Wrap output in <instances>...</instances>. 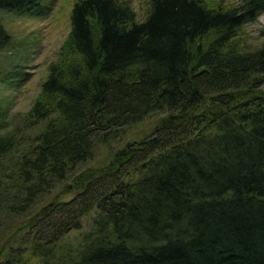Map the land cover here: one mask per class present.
<instances>
[{"label":"trees","instance_id":"1","mask_svg":"<svg viewBox=\"0 0 264 264\" xmlns=\"http://www.w3.org/2000/svg\"><path fill=\"white\" fill-rule=\"evenodd\" d=\"M44 1L0 0V51L1 12ZM262 11L147 0L138 18L129 0H74L37 94L3 130L0 85V264H264V26L259 45L239 42ZM99 145L107 159L80 167Z\"/></svg>","mask_w":264,"mask_h":264},{"label":"rangeland","instance_id":"2","mask_svg":"<svg viewBox=\"0 0 264 264\" xmlns=\"http://www.w3.org/2000/svg\"><path fill=\"white\" fill-rule=\"evenodd\" d=\"M73 1L45 0L42 12L34 14L1 12L2 22L12 37L9 47L0 51V78L10 77L8 82L0 84L7 101V121L1 130L10 127L15 117L30 106L37 94L40 82L48 71V65L54 59L69 30L68 17ZM129 1L137 17L142 18L147 0ZM262 26H264V11L259 13L256 20L243 25L239 42L243 43L246 48L259 45L262 41L260 33ZM262 86L264 87V83ZM155 122L156 117L145 118L130 127L124 138L113 141L112 147L121 146L125 141L141 138L151 131ZM110 148L111 146H97L92 158L82 163L80 167L101 164L109 156ZM89 218L90 213L82 217L83 229ZM77 233L78 229H74L69 237L72 239Z\"/></svg>","mask_w":264,"mask_h":264}]
</instances>
